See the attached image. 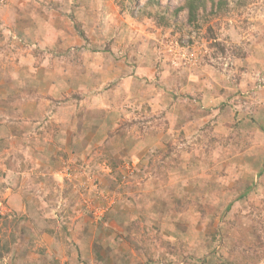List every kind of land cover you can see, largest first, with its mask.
Returning <instances> with one entry per match:
<instances>
[{
	"label": "clouds",
	"instance_id": "clouds-1",
	"mask_svg": "<svg viewBox=\"0 0 264 264\" xmlns=\"http://www.w3.org/2000/svg\"><path fill=\"white\" fill-rule=\"evenodd\" d=\"M206 3L0 0V264H264V0Z\"/></svg>",
	"mask_w": 264,
	"mask_h": 264
},
{
	"label": "rangeland",
	"instance_id": "rangeland-1",
	"mask_svg": "<svg viewBox=\"0 0 264 264\" xmlns=\"http://www.w3.org/2000/svg\"><path fill=\"white\" fill-rule=\"evenodd\" d=\"M121 2L133 14H135L138 10L139 11H145L149 8L159 9V10L164 11V12H168L172 8V0H167V4L164 3V0H148V3L143 8H141V0H121ZM199 7H203L207 11L208 5L206 3V0H201V5H199ZM216 7H217V5L215 3H213L212 8L215 9ZM176 205H177V209H179L180 201H176ZM166 211H167L166 208L162 209L161 214L163 215ZM229 224H230V227H235V225L231 224V222H229ZM120 227L123 228V225L121 224ZM176 227H177L178 231H183L182 225L177 224ZM155 230L157 232L160 230L159 225L155 226ZM124 231H126L128 233L139 232L140 226L138 223H132L126 229H124ZM220 231H222V229L214 232V234L212 235V239L214 241L217 239V236L219 235ZM124 239L130 243V241H128V237H124ZM242 243L243 242L239 241V240L233 241L231 243L232 252L239 254ZM220 244H221V246H223V244H224V240L222 237L220 238ZM168 247H169L170 252L175 253L176 250L174 248H172L171 246H168ZM193 261H195V256H187L181 261V264H192ZM122 264H130L127 257H125L122 260ZM149 264H152V262L149 261ZM199 264H212V262L205 260V261H200ZM222 264H229V262H222Z\"/></svg>",
	"mask_w": 264,
	"mask_h": 264
},
{
	"label": "trees",
	"instance_id": "trees-1",
	"mask_svg": "<svg viewBox=\"0 0 264 264\" xmlns=\"http://www.w3.org/2000/svg\"><path fill=\"white\" fill-rule=\"evenodd\" d=\"M203 2V1H202ZM201 5V0H193V6L194 7H199ZM235 245V244H234Z\"/></svg>",
	"mask_w": 264,
	"mask_h": 264
}]
</instances>
